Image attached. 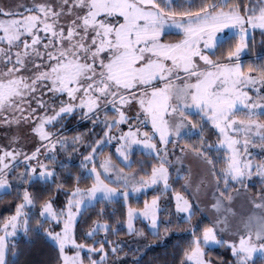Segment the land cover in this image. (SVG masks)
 I'll return each instance as SVG.
<instances>
[{"label":"snow or ice","instance_id":"obj_1","mask_svg":"<svg viewBox=\"0 0 264 264\" xmlns=\"http://www.w3.org/2000/svg\"><path fill=\"white\" fill-rule=\"evenodd\" d=\"M256 32L264 38V0H0V128L9 133L0 144V200H17L0 218V264H21V233L51 240L56 264H108L110 256L120 264L122 248L108 239L117 228L94 221L85 234L92 243H80L78 218L122 198L128 233L142 237L134 221L143 218L158 236L160 197L143 208L129 199L162 184L190 223L193 203L172 189V169L215 214L190 230L180 264H264V57L241 62ZM75 116L91 124L87 143L63 135ZM22 129L38 141L34 149L20 146ZM80 147L82 171H65L60 154ZM137 149L155 163L134 168ZM188 157L203 165L197 177L180 175ZM37 183L56 195H38ZM241 198L247 213L234 207ZM213 245L231 260L213 259Z\"/></svg>","mask_w":264,"mask_h":264},{"label":"trees","instance_id":"obj_2","mask_svg":"<svg viewBox=\"0 0 264 264\" xmlns=\"http://www.w3.org/2000/svg\"><path fill=\"white\" fill-rule=\"evenodd\" d=\"M252 35L253 34L251 33L249 39H251ZM254 35L255 49L251 53L247 51L243 53L241 62L244 65H247L248 63L260 57H264V43H262L264 38L260 36L259 32H256ZM90 129L91 124L89 121L82 120L79 116L70 117L65 121L63 135L75 136L81 134L84 138L83 142L87 143L91 138L89 137ZM53 130L58 131V129ZM96 131L99 133L100 130L97 129ZM205 135L209 141L214 142L216 140L214 130L210 128L206 130ZM189 142L197 143V135H193ZM181 143H183V141ZM80 149V153L84 152L86 154L83 147ZM105 153H109V148L105 149ZM133 158L139 160L141 158L148 159L150 157L141 155L140 152L136 151V154L133 156ZM60 160L68 166L67 170L65 171H72L73 173H79L82 171V169L79 167L82 160L81 155H79V160L76 159L70 161L65 154L61 153ZM133 167L138 168L139 164L135 163L133 164ZM65 182L68 185L72 184L71 180H66ZM88 183H90V181ZM257 187L258 184H253L251 191L255 193L257 191ZM180 188L181 187L179 185V190ZM34 191L38 195L45 198L49 192H51V194L54 196L56 195V193L51 190L49 185L40 183H37L34 186ZM163 195L164 194H162L159 190L152 189L139 195H132L129 199V204L133 208H143L145 200L151 201L154 196L163 197ZM64 200V195L60 194L58 196V202H62ZM16 202L17 200L15 193H13L11 196L5 197L3 200H0V218L9 215V213L3 211V208L6 205L15 206ZM101 211L103 212L102 215H100ZM194 212L195 215L192 217L191 222L188 223L185 218L180 217L179 214L176 213L172 195L169 194V202L162 207V211L160 212L158 236L153 235V230L149 227L147 222L141 219H136V225L140 231L144 233V237L150 244V247L143 255L138 256L133 262L129 264H180L183 250L188 246L192 239L190 230L193 228V226H195V228L199 231L204 226L210 224V222L197 210H194ZM126 213L127 206L124 204L122 198L111 204L97 203L94 207L89 208L81 217H79L76 225L77 241L86 244L92 243V240L90 238H86L85 234L95 227L94 221L99 223L108 222L110 225L117 228V235H108V239L114 244L129 239L131 234L128 233L126 225ZM165 228H168L169 231L165 232ZM103 236L104 233L101 232L95 237V239L100 240L103 238ZM16 239L23 253L21 256V264H56L57 249L54 243L44 237L42 234L31 238H25L22 234ZM209 251L211 252L213 259L223 260L225 262L231 260L230 252L226 248L214 246L210 247ZM124 254L125 251L122 249V251L119 253V256ZM112 259H114V257L110 256L109 261Z\"/></svg>","mask_w":264,"mask_h":264},{"label":"rangeland","instance_id":"obj_3","mask_svg":"<svg viewBox=\"0 0 264 264\" xmlns=\"http://www.w3.org/2000/svg\"><path fill=\"white\" fill-rule=\"evenodd\" d=\"M7 2L10 4H17V3L27 4L30 2V0H7ZM250 35H251V33H250ZM230 36H231V33L229 32L227 34V37L222 35L221 38L226 39ZM242 56H243V53H242L241 57ZM109 113L111 114V109H109ZM8 134H9L8 130L0 128V144L7 142L5 140V137ZM20 135L22 136V139L20 141V146L24 147L25 151H29V150L34 149V147L38 144L37 140H35L34 138H32L30 135L27 134V129H22ZM193 135H195V130L193 132ZM75 136H81V134L75 135ZM75 136H65V137H67L69 140H71ZM169 147L171 148V145H169ZM108 148H109L108 154L114 152V148H112V147H108ZM80 151H81V149H79L78 152L72 153L71 149H69V154H65V155L67 156L68 160H70V161L76 160V159L79 160ZM136 151L141 153V151L139 149H137ZM179 154H180L179 150H177V155H179ZM254 154L259 155L258 153H254ZM41 158L43 159V157H41ZM113 159L115 160L116 157L113 156ZM132 159L134 161L133 164H135L136 162H140V161L144 162L146 165H150L152 163H155V160H153L152 157H150L148 159L141 158L139 160H136L135 158H132ZM177 167H180V166H177ZM147 170L150 171V168L148 167ZM189 170L191 171V173L193 174L194 177H197L202 172L203 165L199 161L195 160L194 158L188 157L184 160V164L181 167L180 175L187 174L189 172ZM171 172H172V180H171L172 189H174L175 191H180L183 195H185L186 198H188L190 201H192L193 210H197L204 218H206L209 222H211L214 219L215 214L213 213V211L211 209L209 200L201 197V199L199 201H197L195 199V185H193L192 188H189L187 190L183 189L182 185L184 184V181L177 179V173H176L175 169H172ZM253 184H257V182L254 180ZM179 185L181 187L180 190H179ZM152 189L159 190L162 194H164L163 197L159 196L160 197L159 203H160L161 209L164 205H166L169 202V194L172 195V200L174 201L173 192L170 190L167 193H165L163 191V185L162 184L155 186L153 188H149L144 192L135 193L133 195H139L141 193H145V192L152 190ZM174 204H175V201H174ZM197 204L199 205V207H197ZM234 207H235L236 211L239 213H247L250 210V205L247 203V201H245L242 198L236 202ZM3 211L9 213V215H10L14 212V206L13 205H6L3 208ZM179 216L182 218H185V214H183V213H180ZM137 219L144 220L143 218H137ZM144 221L147 222L149 227L151 228L149 222L146 220H144ZM134 228L137 232H141L140 229L136 225V220L134 221ZM57 230H59V229H57ZM153 231H155V230H153ZM20 235H22V233ZM20 235H18L17 238ZM118 243H119V246L125 251V254L120 256V258H121L120 264H129V263L133 262L138 256L143 255L145 253V251L147 249H149V247H150V244L145 239L144 235L141 237V236L136 235L135 233L131 234V237L129 239L120 241ZM214 246L215 245H213L211 247H214ZM115 259L116 258L114 257V259L109 261L108 264H113V260H115Z\"/></svg>","mask_w":264,"mask_h":264}]
</instances>
